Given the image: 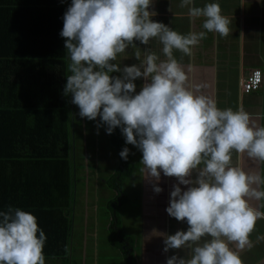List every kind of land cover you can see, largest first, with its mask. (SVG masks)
Listing matches in <instances>:
<instances>
[{
    "label": "clouds",
    "instance_id": "9594fccd",
    "mask_svg": "<svg viewBox=\"0 0 264 264\" xmlns=\"http://www.w3.org/2000/svg\"><path fill=\"white\" fill-rule=\"evenodd\" d=\"M152 7L153 0H71L60 32L70 57L63 95L71 96L82 119L99 117L97 129L104 126L108 135L120 129L125 143L142 153V170L156 181V194L163 191L157 186L161 173L177 179L166 212L188 228L160 235L165 253L190 252L172 255L166 264H242L230 244L253 246L249 236L264 219V175L231 161L235 152L264 163V126L243 109H220L211 97L194 93L174 56V50L191 55L207 33L227 36L230 21L219 3L197 7L194 0H181L192 20L203 18L205 30L181 34L155 21ZM152 39L162 44L165 59L137 46ZM130 47L139 63L121 68L114 61ZM137 80L145 81L139 92ZM129 152L124 147L119 155L127 160ZM205 236L210 239L201 244ZM46 240L32 213L13 206L0 210V264H46Z\"/></svg>",
    "mask_w": 264,
    "mask_h": 264
},
{
    "label": "trees",
    "instance_id": "16d2710c",
    "mask_svg": "<svg viewBox=\"0 0 264 264\" xmlns=\"http://www.w3.org/2000/svg\"><path fill=\"white\" fill-rule=\"evenodd\" d=\"M63 5V0H0V210L18 207L37 218L47 237L46 264H85L84 234L76 232L74 213L83 198L80 183L93 176L84 179L81 171L94 170L96 150L120 151L121 131L108 135L104 126L97 129L99 118L82 119L71 96L63 95L70 63L60 36ZM94 132L104 133L98 142ZM119 161L120 156L108 189L120 191L129 171L128 162ZM113 225L106 229L111 244L106 245L115 251L106 263L126 264L127 252L116 239L132 240Z\"/></svg>",
    "mask_w": 264,
    "mask_h": 264
},
{
    "label": "crops",
    "instance_id": "0c3cea01",
    "mask_svg": "<svg viewBox=\"0 0 264 264\" xmlns=\"http://www.w3.org/2000/svg\"><path fill=\"white\" fill-rule=\"evenodd\" d=\"M63 1L65 13L71 0ZM180 3L181 0H153V7L150 11L157 13L153 19L181 34L205 31L202 28L203 18L192 20L188 15V8L179 7ZM206 3H219L221 14L230 21V31L227 36H221L215 32L207 33L206 38L192 49L191 55L174 50L175 58L184 66L188 76V86L198 95L211 97L220 109H243L257 124L264 126V0H194L197 7H203ZM171 6L172 12L169 11ZM241 33L244 35L243 38H240ZM137 46L142 50L149 47L161 60L165 59L162 52L163 46L158 39L150 40L148 46L140 45L137 42ZM134 53L135 49L130 47L124 54L118 55L114 63H120L121 68L125 65L138 64L139 61L135 59ZM255 68L262 72L260 89L249 95H243L240 82ZM68 75H70L69 72ZM113 75L120 74L114 73ZM144 82L143 80L135 81L137 92ZM94 135L98 142L99 136L104 133L94 132ZM122 137L120 132L118 145V149L121 148L120 151L117 152V147L106 151L98 150L94 155V170L81 171L84 179L90 174L93 176L85 184L87 187L97 188L105 201V204L102 205L105 210L103 213L97 210L92 211L91 222L85 224L81 221L77 222L78 231L76 230V232L79 233V236L84 234L83 240L86 243L89 238L90 241H93V246L90 245L91 250L94 245L98 244L95 247V255L90 256L91 260L95 262L96 258L104 262L106 254H114L115 250H112L111 247H107L106 252L104 248V243L108 238L106 229L113 225L114 220L118 223L113 225V229L119 224V229L122 227V235L128 236L132 240V242H125L124 238L120 239L119 236L116 239L123 245L124 249L122 250L127 252L123 258V262L126 261V264H166L167 259L172 255L184 257L186 253L190 252V249L169 250L165 253L163 237L160 235L161 233L173 235L178 230L186 231L188 228L186 221L179 222L166 212V208L169 206L170 192L173 190V185L178 183L177 179L165 177L161 173L157 186L163 191L156 194L153 190L156 181L149 178L147 173L142 170L143 165L140 163L142 153L134 146L124 143L125 140H121ZM124 147L129 148V156L127 160L120 157V161L128 162L129 171L122 181L123 186L120 191L108 189L106 187L108 177L118 167V156ZM83 152L87 153L85 149ZM84 158L87 159L85 162L89 161L87 154L84 155ZM231 163L245 172L260 171L264 175V163L255 161L246 154L241 155L233 152ZM190 178L195 179V173ZM180 187L182 190H186L185 186L180 185ZM107 201L112 202L109 210L106 209ZM250 203L253 207H259L261 202L251 201ZM261 210L264 211V209ZM108 211H113V213L109 214ZM88 227L92 230L90 235L87 231ZM98 228L103 232L104 237L98 233ZM262 238H264V219L256 222L255 228L249 236L253 245L251 248L246 247L240 250L236 248L235 244H230V247L239 253L242 264H261L264 262V239ZM207 239L210 237H202L200 243L202 244ZM106 244L111 245L108 241ZM109 249H111L110 252ZM104 264L107 263L104 262Z\"/></svg>",
    "mask_w": 264,
    "mask_h": 264
},
{
    "label": "rangeland",
    "instance_id": "374dc122",
    "mask_svg": "<svg viewBox=\"0 0 264 264\" xmlns=\"http://www.w3.org/2000/svg\"><path fill=\"white\" fill-rule=\"evenodd\" d=\"M76 106V105H75ZM76 109L79 111V108L76 106ZM97 153V150L95 151V154ZM87 154L86 152L84 153V155ZM83 183L81 182L80 183V187L78 188L79 191H83V198L79 197V204H78V208H77V211L75 212L74 214V219H75V222H83L84 224L85 223H88V222H91V220L93 219L91 216V212L92 211H99V212H104L105 209H103V206L105 204V201L104 199L102 198L101 194L99 191H97V188H92V187H87L86 184H83V187L81 186ZM82 193V192H81ZM98 233L99 234H103L102 231H100V229L98 228ZM87 231L89 232V235L92 233V230L90 229V227L87 228ZM103 236V235H102ZM101 236V237H102ZM104 237V236H103ZM103 239V238H102ZM90 238H89V241L90 242ZM86 243V241H85ZM105 247H106V250L105 252L107 251V245H106V241H105ZM93 246V245H92ZM98 246V244L94 245V255H95V247ZM101 246V244H100ZM104 247V248H105ZM111 249H109V252H110ZM93 251V249H92ZM107 252V253H109ZM82 253L84 255H87L88 259L90 258V256L92 255L91 254V247L89 244H87ZM106 258H108L110 256V254H106L105 255ZM105 258V261L104 262H108V259ZM86 259L84 262L85 264H89V260ZM102 261L98 260L96 258V264H101Z\"/></svg>",
    "mask_w": 264,
    "mask_h": 264
},
{
    "label": "built area",
    "instance_id": "2783aa9c",
    "mask_svg": "<svg viewBox=\"0 0 264 264\" xmlns=\"http://www.w3.org/2000/svg\"><path fill=\"white\" fill-rule=\"evenodd\" d=\"M262 83V74L259 69H254L246 75L241 81V92L244 95H249L259 90Z\"/></svg>",
    "mask_w": 264,
    "mask_h": 264
}]
</instances>
